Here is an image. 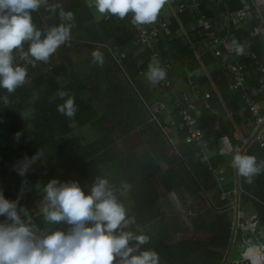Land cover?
Listing matches in <instances>:
<instances>
[{
	"label": "trees",
	"instance_id": "obj_1",
	"mask_svg": "<svg viewBox=\"0 0 264 264\" xmlns=\"http://www.w3.org/2000/svg\"><path fill=\"white\" fill-rule=\"evenodd\" d=\"M225 1L227 4L220 7L222 12H235L242 8L239 0ZM52 2L53 0H48V3ZM60 2L65 10L74 13L71 40L61 45L64 50H68V45L78 49L85 44H93L108 55L110 47L115 46L120 50L126 44H120L119 38L129 36L128 31L118 23L114 15L96 22L82 0ZM203 3L206 0L202 2L204 6ZM50 14L46 5H42L32 13L33 23L41 30L61 23L57 19L54 24L47 26L43 17ZM178 18L179 24L171 19L170 29L173 33L179 30L180 25L186 27L189 22L195 21L189 12ZM194 35L196 37H190V41L186 43L183 38L161 42L163 57L177 64L171 50L179 41L190 57L188 65L195 68L213 62L215 59L211 56L197 58L195 54L192 55L189 45L200 39L198 33ZM23 47L27 51L28 42ZM118 50L117 55L120 53ZM126 51V56L119 59L126 82L111 78L113 72L108 69L105 59L101 65L92 62L87 74L89 78L86 79H100L97 83L106 86L102 91L105 101L101 102L104 112L101 116L86 101L83 81L74 68L70 67L66 52L63 56L59 55V62L50 68L42 65L39 68L37 62L34 66L31 63L22 65L27 68L28 82H24L12 93L0 89V181H5L14 199L20 196L19 208L24 199L34 196L33 205H45L43 185L52 178L61 182L75 180L85 191L97 178H106L108 181L115 177L124 179L131 190L130 207L127 211L135 218V224L130 225V229L141 232L144 227H151L147 234L149 241L142 248L154 250L159 261L165 264H196L195 255L199 251H202L211 264H222L223 251L230 246L233 237L232 221L224 212L228 201L219 200L213 175L202 161L199 149L187 142L185 131L171 125L165 113L157 110V104L164 100L165 93L139 87L138 79L147 71L148 63H140L133 52ZM239 62L247 63V60L241 59ZM179 65L182 69L181 64ZM257 77L252 75L248 81L249 88H257ZM62 80L66 81L64 86L59 85ZM202 83L200 86L209 90L210 110L217 109L221 116H225L226 110L232 115L240 110L241 104L231 94L227 76L222 69L210 73L203 78ZM61 91L74 97L77 110L73 117L57 111V105L67 98L60 95L58 98L54 97L56 92ZM209 114V110L201 111V118L198 120L200 127L208 125ZM109 121L110 124L107 125ZM71 124L77 129L88 126L94 140L82 145L81 135L70 136L73 131ZM229 124L226 121L222 127L228 133L229 141H232ZM17 132L20 133L18 138L15 136ZM172 132L175 133L173 141ZM114 134L118 137L114 138ZM67 136L70 137L66 139ZM121 140L132 143L128 152L117 143ZM206 140L208 142V137ZM139 146L142 149L135 150ZM37 152H42L43 155L29 167H36L41 173L31 171L21 176L12 168L7 170L12 164L25 161L26 157L30 159ZM244 154L254 155L257 162L264 160V149L259 145H251ZM239 180L240 207L251 201L255 209L259 210L260 225H264V206L261 205L264 204V198H260V203L249 199L245 196L243 188L246 185L240 175ZM171 193L182 204L194 199L198 206L205 207L200 200L207 201L208 206L192 215L188 223L180 225L176 218L163 215L157 205ZM26 209L31 211L28 207ZM32 213L36 215L21 216V219L29 220L28 223L34 225L36 230L49 225L44 221L43 213ZM66 227L63 222H57L50 231L66 230ZM186 233L191 235L188 239L184 238ZM196 234L213 237L221 251H210L204 241H195L192 236Z\"/></svg>",
	"mask_w": 264,
	"mask_h": 264
},
{
	"label": "clouds",
	"instance_id": "obj_2",
	"mask_svg": "<svg viewBox=\"0 0 264 264\" xmlns=\"http://www.w3.org/2000/svg\"><path fill=\"white\" fill-rule=\"evenodd\" d=\"M167 0H93L95 11L103 16L114 15L118 19L130 17L133 25H147L156 21ZM42 5L55 12L61 23L41 30L33 23L32 13ZM74 13L65 10L60 0H0V89L14 92L26 79L27 68L15 59L14 50L21 60L35 65L47 63L49 57L63 44L71 40ZM28 42L27 51L24 43ZM237 55L244 47L233 40ZM92 62L101 65L103 53L91 52ZM31 58V59H30ZM166 71L155 59L148 64L145 78L155 85L163 80ZM64 99L57 111L67 117L76 113L74 97L61 91ZM18 138L20 133H15ZM43 155L37 152L17 170L23 176L29 165ZM231 167L248 183L264 171V161L257 162L254 155L233 154ZM45 206L43 219L49 224L63 222L66 230L37 232L34 225L22 220L28 210L16 199L6 198L0 190V264H159L158 254L150 248H142L149 236L133 231L130 225L135 218L128 214L117 199L106 178H97L85 191L75 180L61 182L50 179L43 185Z\"/></svg>",
	"mask_w": 264,
	"mask_h": 264
},
{
	"label": "built area",
	"instance_id": "obj_3",
	"mask_svg": "<svg viewBox=\"0 0 264 264\" xmlns=\"http://www.w3.org/2000/svg\"><path fill=\"white\" fill-rule=\"evenodd\" d=\"M242 8L235 12H226L225 20L232 24L236 23H252L259 24L264 27L263 11L264 6L257 5L253 0H239ZM216 7L224 5V0H213ZM87 7H92L91 3H86ZM168 0L160 10L155 22L147 25H133L130 17L126 16L123 19H117L118 23L124 25L128 31L129 36H124L120 40V44H132L135 48L138 47L143 53L144 59L150 63L155 59L159 65L166 71V76L163 80L158 82L160 88H165L168 91L170 103L173 108L174 115H168L173 125L183 129L186 133L187 142L193 143L198 149L199 153L203 154L207 150L208 142L206 137L215 134L219 130V119L215 113L210 110L208 99L209 92H201L197 88L189 91L177 90L172 85V78L177 67L176 64L171 63L163 57L160 49L161 42H172L175 38L170 30L169 24L162 14L168 7ZM206 8L202 5L201 0H180L177 2L174 12L176 15H182L185 12H190L196 24V29L201 33V39L210 52L213 58L218 61L219 68L222 69L228 80V88L232 95L236 96L238 101L242 104L243 110L248 115L246 119L250 123L251 132L250 137L252 143H256L264 149V114H261L260 95H264V63L258 61L253 54H247L249 65L239 62L229 57L227 52L228 39H231L235 34L230 32L228 39L222 38L218 35V31L214 22L207 16ZM109 15L105 14L99 18L100 20H107ZM124 44V45H126ZM117 49V48H116ZM119 57L117 60L126 56V51L118 50ZM124 51V52H123ZM248 68H252L257 74V88H249L246 84L248 75ZM163 107L162 104L159 106ZM209 110V123L204 127L198 125V120L201 118V111ZM246 144V141H245ZM244 144V145H245ZM246 147L234 145L232 149V156L237 151L244 154ZM232 158V157H231ZM235 170V169H234ZM214 170H212L213 172ZM236 171V170H235ZM240 195L241 188L238 184L231 190H222L219 192L220 201H228L226 210L232 220V225L237 230L242 232V237H246L247 244H255L260 248L258 243H263L264 233L257 228L256 222L252 220L242 221L243 216L240 214ZM29 220H27L28 222ZM243 223H240V222ZM54 224H49L46 228L39 229L37 232L50 231ZM254 241V242H252Z\"/></svg>",
	"mask_w": 264,
	"mask_h": 264
},
{
	"label": "crops",
	"instance_id": "obj_4",
	"mask_svg": "<svg viewBox=\"0 0 264 264\" xmlns=\"http://www.w3.org/2000/svg\"><path fill=\"white\" fill-rule=\"evenodd\" d=\"M85 5L86 3H91L89 0H82ZM180 0H168L169 8H166L162 14V17L164 20H166L169 24H171V19H174L178 24L180 22L178 16L174 12V8L177 4V2ZM203 2V0H201ZM257 5L259 6H264V0H253ZM204 4V3H203ZM227 4L226 1L224 0V5ZM87 7V6H86ZM204 7L206 8V14L207 16L214 22L217 33L220 37L228 39V34L230 32H234V36L231 39H228V44H227V52L229 57L232 59H235L237 61H240L241 59L247 60V63L243 62L246 65H249V59L247 54H253L254 57L258 60L264 63V27L259 24H252V23H236L232 24L230 22H227L225 20V14L226 12H222L220 7H216L213 3V0H206V3L204 4ZM89 11L93 14L95 21L97 22L101 15H99L95 9L94 11L92 10L93 7H87ZM190 13V12H189ZM263 18H264V11H263ZM171 30V29H170ZM194 33H198L200 39L197 41V43H193L189 45V49L192 52V55H196L197 58L205 56H211L210 52L207 50L205 47L202 39H201V33L199 30L196 29V24L194 22H189L186 27H182L180 25L179 30L176 33H173V37L175 38L174 40H179V38H183L186 42H189L190 37H196ZM123 36H120L119 40L122 39ZM235 40L239 44H241L244 47V53L242 55H237L236 52L234 51L232 41ZM178 44L175 48H172L171 52L174 54L175 58L173 59L177 64L176 68L173 74L172 78V85L174 88L177 90H185L189 91L193 88L199 89L201 92H208V88H202L200 84L203 82V78L208 77L210 73L217 71L219 68L218 61L215 59L213 62L208 63L206 66H200V67H193L192 65H188V62L190 61L189 55L186 53L184 47L182 46V43L177 41ZM184 45V43H183ZM99 49L102 53L103 56L106 58L108 55L110 56L109 58H114L119 57L117 55V50L116 47H110L108 50V55H106L105 51L100 49L99 47L95 48ZM107 49V48H106ZM130 51L137 56L139 59L140 63H148L144 57L143 53L140 51L138 47H134L132 44H126L121 48L120 50ZM123 51V52H124ZM127 52V51H126ZM194 52V53H193ZM204 56V57H205ZM149 64V63H148ZM182 66V69H180V65ZM56 65V64H55ZM81 64H73L72 68H74L75 72L76 69H81L79 66ZM94 65V64H93ZM191 66L193 68H191ZM107 67L110 71H112V76L111 78L114 79L117 78L116 75L117 73H121L123 77H121L124 82V75L122 72V69L120 67L119 61H116V65L114 64H107ZM248 75L246 79V84L249 86L248 81L251 79L252 75H257L255 71L252 68H248ZM77 74V72H76ZM87 73H83L81 75H78V77L83 81V87L84 89V94L87 96L86 101L88 104H94L96 101L98 104L101 106V115L104 113L103 112V106L101 102H104L105 99L103 97V92L100 93L96 96L91 95V92L94 91L92 89L96 88L97 82L96 80H89L86 79ZM89 78V77H87ZM65 82V81H63ZM61 84V82H60ZM128 84V83H127ZM203 84V83H202ZM100 85V83H99ZM138 85L141 88H146L149 90H156L157 92L163 91L165 93L164 95V100L159 101L157 104V110H160L165 113L166 119L171 123V120L168 119V115H174L173 113V108L170 103L168 91L165 88H160L158 83L153 85L150 82L147 81L145 78V73L141 74L140 78L138 79ZM105 89V88H103ZM260 108H261V114H264V95H260ZM240 103V102H239ZM160 104L163 105V107H159ZM241 104V103H240ZM215 115L219 119V130L216 131V133L211 134L208 136V144L209 147L206 150V154L204 156H200L202 161L204 162L205 165H208L211 168H208L210 170L211 175H213V178L217 184L216 190L218 193L222 190H231L235 185L237 186L240 183L239 180V175L237 174V171L234 170V168L231 167L230 161L232 157V149L234 145H239L246 147L244 149L247 150L251 145L256 143H252V139L250 137V132H251V127L250 123L246 121L248 118V115L246 112L243 110L242 104L240 105V110L235 114L232 115L233 113H230L226 110L225 116H221L218 112L217 109L212 110ZM226 121L230 122L229 126V132L231 134V140L229 141L228 139V133L224 128L222 127V124L225 123ZM171 125H173L171 123ZM176 126V125H173ZM170 132L169 130H167ZM174 132H172V137L171 140L173 141L174 137ZM219 138V139H217ZM246 141V144H245ZM245 144V145H244ZM202 155V154H200ZM264 161V160H261ZM260 161V162H261ZM208 163V164H207ZM212 169L214 170L212 172ZM215 173V174H213ZM215 176V177H214ZM243 182L245 183V188H243L245 196H247L249 199L254 200L258 202L260 198H264V171H262L260 174L256 175L253 177L252 182L248 183L244 177H242ZM2 182V185L0 183V189H4L5 191L8 190V186L5 185V181H0ZM240 185V184H239ZM172 194V193H171ZM200 203L204 204L203 206H198L197 201L192 199L191 201L188 200L185 205H184V210L185 212L190 215H194L197 212L203 211L207 206V201L200 200ZM260 203V202H258ZM252 207V210L249 208H246L245 210V205L240 207L239 211L241 216H243V222L252 220V222H256L257 228H259L260 232L264 233V225H260V215L258 214L259 210H256L255 207L252 205V202L249 201L247 203ZM262 206H264L263 203H261ZM22 206V204H21ZM36 207L39 209H42L41 206H30L31 211H34L36 213ZM199 207V208H198ZM202 207V208H201ZM27 208V207H26ZM33 208V209H32ZM39 212V211H38ZM226 214H228V210L224 211ZM264 212V209H263ZM230 218V216H229ZM4 217H0V221H3ZM231 220V218H230ZM232 221V220H231ZM259 222V223H258ZM233 226V225H232ZM235 228V226H233ZM236 229V228H235ZM237 230V229H236ZM244 239V238H243ZM246 239V238H245ZM247 244V241H245ZM254 242V241H252ZM247 254L254 255L255 260L252 259V262L256 261L258 259V251H260V248L256 246L255 244L248 242L247 244ZM260 256V255H259ZM263 256V255H262ZM250 257V256H249ZM251 259V258H250ZM260 259H264V257H261ZM262 263V262H261Z\"/></svg>",
	"mask_w": 264,
	"mask_h": 264
},
{
	"label": "rangeland",
	"instance_id": "obj_5",
	"mask_svg": "<svg viewBox=\"0 0 264 264\" xmlns=\"http://www.w3.org/2000/svg\"><path fill=\"white\" fill-rule=\"evenodd\" d=\"M65 1L67 2L68 0H65ZM89 1H91L92 7H93L92 10L94 11L93 0H89ZM43 19H44V22L46 23L47 26H51L52 24H54V22L57 19H59V16L57 15V13L51 12V14L49 16H47V17L44 16ZM83 46L84 47H79L78 49H76V48L72 47V45H68V50L67 49L64 50L60 46L52 54V56H51L52 59L49 58L51 60H49L47 63H44V62H41V61H36V62L39 63L38 64L39 68H41V65L43 67L46 66L47 68H50V67H52L53 65H55V64H57L59 62V55L63 56L64 53L66 52L68 54L67 55L68 56L67 59L70 61V67H72L73 64H81V65H79L81 67V69H78V68L76 69L77 74L81 75L83 73H87V72H89L90 67H92L91 52L93 50H95V48H97L98 46L93 45V44H85ZM14 54H15V59L17 60L18 63H20L21 65L29 64L26 61L21 60L19 58V54L16 53L15 50H14ZM109 57L110 56H108L106 58L104 57V59L106 60V62L108 64L116 65V61H119V60L115 59V57L114 58H109ZM84 62H86V63H84ZM69 69H71V68H69ZM116 77L119 78V79H122L121 77H123V76H122L121 73H117ZM99 80H97L96 82H98ZM25 82H28V80L26 79ZM65 84H66V81L63 82V80L61 81V84L59 83L60 86H64ZM96 86H97L96 88L92 89L94 91L91 92V95H93V96H95V95L97 96L100 91H101L100 93H102L103 88L106 87L105 85H102V84H100V85L97 84ZM54 97L58 98L59 97V92H56L54 94ZM92 105H93V108L96 111L97 115L101 116V109L102 108L98 104V102L96 101ZM106 124L107 125L110 124V121L107 122ZM71 128L73 129V131L70 134V136H79V135H81L82 136V142H81L82 145H86L87 143L92 142L94 140V136H93L91 130L88 129V126L82 128V129H77L74 124H71ZM70 136H67L66 139H68ZM113 137L117 138L118 136H117V134H114ZM117 143L119 145H121L126 152H128L131 149V146H133L132 143L127 141V140H121V141H118ZM139 148H140V146L139 147H135V150H138ZM151 148H152V146H150V149ZM140 149H142V148H140ZM205 154H206V152H204L200 156H204ZM24 162H25L24 160H22L21 162H18V163L16 162V163L12 164V166H10V168H8L7 170L12 168L18 174L17 170L22 166V164ZM206 166H207V168H211L208 165H206ZM35 168L36 167H28V169L26 170L25 173L31 172V171H33L35 173H41L40 169H38V168L35 169ZM213 174H215V173H213ZM108 182H109V186L113 189L114 195H116L117 199L128 210V208L130 207V203L129 202H130V193H131L130 186L128 185V183L125 182L124 179L116 178V177L113 180L108 181ZM0 183L2 185V182H0ZM0 190L3 191V193H4L6 198L14 199L13 198L14 195H13V193L11 191H9V189L5 191L4 189L1 188ZM34 199H35V196L33 198H30V199H27V198L24 199L22 201V206L25 207V208L26 207L30 208V206L33 205ZM187 201H185V203ZM19 202H20V200H19ZM157 205L159 206L160 212L163 215L176 218L177 222L180 225H184V224L188 223L190 221V217L192 216V214L188 215L185 212V210H184V205L185 204H182L177 199V197L174 194H169V195L163 197L157 203ZM33 206L35 207L37 205L34 204ZM39 206H41L43 208L45 205L43 204V205H39ZM244 207H245V210H246V208H249L250 210H252V207L250 205H248V204H246ZM38 209L39 208L36 207V210H38ZM38 211H36V213H38V214L39 213H43L42 209H39ZM28 213H29V215H32V216L36 215V214L32 213V211H30ZM242 221L240 223H243ZM149 227L150 226L144 227L141 230V232L144 233V234H148L151 231L150 230L151 227L150 228ZM232 229H233V237H232L230 246L225 251H223L222 264H264V259H260L261 257H264V240L262 241L263 243H260V244L258 243L257 244V245L260 246V252L258 251V253H257L258 259L256 261L252 262V259L255 258V256L251 255V254H247L248 247H247V244L245 242L246 241V239H245L246 237H244V239H243V237H242L243 233L242 232H240L239 230H236L235 228H233V226H232ZM150 236L152 238H154L153 235L150 234ZM190 236L191 235L189 233H186L184 235V238L188 239ZM192 237H193V239L195 241L196 240L204 241L208 245V249L210 251H214V252H220L221 251V249L216 245V243L213 241L214 240L213 237H211V236H208V235L202 236V235L196 234V235H193ZM195 257H196L195 258V260H196L195 263L196 264H211L210 260L208 258H206L205 256H203L202 251L197 252ZM253 260H255V259H253ZM159 264H165V263H162L161 261H159Z\"/></svg>",
	"mask_w": 264,
	"mask_h": 264
},
{
	"label": "bare ground",
	"instance_id": "obj_6",
	"mask_svg": "<svg viewBox=\"0 0 264 264\" xmlns=\"http://www.w3.org/2000/svg\"><path fill=\"white\" fill-rule=\"evenodd\" d=\"M260 252V251H259Z\"/></svg>",
	"mask_w": 264,
	"mask_h": 264
}]
</instances>
